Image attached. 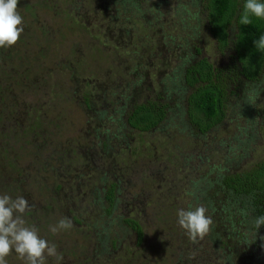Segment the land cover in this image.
<instances>
[{
	"label": "rangeland",
	"instance_id": "obj_1",
	"mask_svg": "<svg viewBox=\"0 0 264 264\" xmlns=\"http://www.w3.org/2000/svg\"><path fill=\"white\" fill-rule=\"evenodd\" d=\"M17 10L24 31L0 48V195L29 201L26 223L57 245L60 264H230L213 236L229 224L218 221L223 196L202 190L264 159V77L243 82L225 121L200 135L176 113L191 93L182 72L197 49L219 67L229 58L198 0H19ZM159 95L169 117L149 133L131 130V105ZM109 182L120 190L112 209L102 191ZM198 205L213 225L192 242L176 213ZM62 218L72 228L53 234ZM127 219L144 229L141 245ZM247 258L233 264H263ZM7 260L23 264L14 252Z\"/></svg>",
	"mask_w": 264,
	"mask_h": 264
},
{
	"label": "trees",
	"instance_id": "obj_2",
	"mask_svg": "<svg viewBox=\"0 0 264 264\" xmlns=\"http://www.w3.org/2000/svg\"><path fill=\"white\" fill-rule=\"evenodd\" d=\"M198 1L208 33L215 39L218 51L228 55L229 62L227 66L219 67L208 58L201 57L202 50L197 49L199 59L191 63L184 73L180 70L181 79L184 76L191 93L183 106H178L176 113L183 114L186 123L198 134L206 135L225 121L228 104L243 82L255 84L263 79L264 52L255 48L254 41L264 34V19L252 17L250 25H240L239 19L245 0ZM258 113L264 123V106ZM169 114L170 104L159 95L157 99L131 105L126 123L131 130L149 133L158 128ZM109 141L106 138L104 145ZM215 184V189L209 184L204 185L202 191L205 197L211 190L213 193L210 195L214 201L219 195L223 196L224 212L219 215L218 221H224L223 217L226 216L229 224L224 221L218 228L213 229V236L225 241L224 262L241 263L248 259L247 256L253 259L260 256L264 264V241L260 239L264 236V225L257 231L256 237V229L251 226L252 217L264 215V159L248 169L221 174ZM117 187L113 182H109L107 186L105 200L111 205V209L116 201ZM210 207H214L211 212L215 216L217 209L213 201L210 202ZM163 220L159 219L161 225L167 222ZM125 223L136 234L137 242L141 245L145 240L144 229L135 220L128 219ZM238 225L243 230L241 233L228 234V227L233 230ZM241 243L243 248H238Z\"/></svg>",
	"mask_w": 264,
	"mask_h": 264
},
{
	"label": "clouds",
	"instance_id": "obj_3",
	"mask_svg": "<svg viewBox=\"0 0 264 264\" xmlns=\"http://www.w3.org/2000/svg\"><path fill=\"white\" fill-rule=\"evenodd\" d=\"M18 4L19 0H0V48L14 46L24 31ZM252 17L264 19V0H245L239 24L250 25ZM254 45L258 51L264 52V34L254 41ZM31 207L23 196L12 198L8 194L0 195V264H8L7 257L13 252L23 264H46L49 257L55 258L57 264L63 260L55 243L41 237L35 225H27L24 214L31 211ZM207 211L203 205L177 210L176 222L192 242L203 239L211 231L213 219ZM262 225L264 215L251 218V226L256 229L255 237ZM72 226L71 219L62 218L49 230L56 234ZM260 239L264 241V236Z\"/></svg>",
	"mask_w": 264,
	"mask_h": 264
},
{
	"label": "flooded vegetation",
	"instance_id": "obj_4",
	"mask_svg": "<svg viewBox=\"0 0 264 264\" xmlns=\"http://www.w3.org/2000/svg\"><path fill=\"white\" fill-rule=\"evenodd\" d=\"M171 113V112H170ZM179 114H181L180 112H178ZM170 115V114H169ZM169 115H168V117H169ZM117 184V183H116ZM118 185V184H117ZM102 188H103V192H105V194H107V191H108V189L105 187V185L104 186H102ZM60 189H61V187H60ZM119 186L117 187V189H116V197H117V194L119 193ZM128 220V219H127Z\"/></svg>",
	"mask_w": 264,
	"mask_h": 264
}]
</instances>
